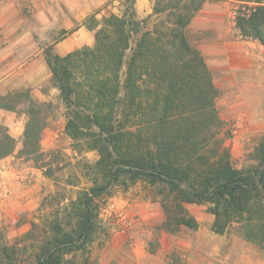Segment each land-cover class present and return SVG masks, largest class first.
I'll use <instances>...</instances> for the list:
<instances>
[{"label": "trees", "instance_id": "1", "mask_svg": "<svg viewBox=\"0 0 264 264\" xmlns=\"http://www.w3.org/2000/svg\"><path fill=\"white\" fill-rule=\"evenodd\" d=\"M218 1L154 0L152 14L138 19L135 0H121V16L111 14L101 23L96 14L84 19L82 26L94 32L91 48L63 57L44 50L51 83L65 109L66 135L78 148L98 155L86 165L95 185L73 202L67 214L76 220L73 229L66 232L54 222L53 235L37 245L1 246L0 264H96L87 257L67 258L90 243L98 217L94 199L116 183L138 180L165 187L168 196L184 203L209 204L213 233L234 228L264 253V135L255 164L235 168L216 107L219 91L187 34L203 7ZM234 2V36L264 47V0ZM20 106L27 117L21 156L39 162V139L52 104L35 101L29 90L0 97L2 110L15 112ZM15 145L0 127V160L12 155ZM51 171L45 175L51 177ZM163 208L171 219L174 213L177 225L197 228L193 218L180 215L179 204ZM169 224L167 220L163 227L168 230Z\"/></svg>", "mask_w": 264, "mask_h": 264}, {"label": "rangeland", "instance_id": "2", "mask_svg": "<svg viewBox=\"0 0 264 264\" xmlns=\"http://www.w3.org/2000/svg\"><path fill=\"white\" fill-rule=\"evenodd\" d=\"M234 1L207 3L196 17L202 19L206 13L228 17ZM153 4L154 0H135V9H140L137 18H148ZM122 12L121 0H0V97L29 90L35 101L52 104L39 139V162L21 156L24 106L15 112L0 109V127L16 144L14 153L0 160V247L37 245L53 235L54 222L66 232L74 228L76 220L67 214L73 202L95 185L86 165L94 164L98 155L78 148L66 135L65 109L51 83L44 50L63 57L91 48L94 32L82 26L84 19L96 14L101 23ZM187 34L219 91L216 107L225 123L224 144L232 164L237 169L250 167L264 135V47L232 34L228 52L208 58L200 49L213 46L210 35L189 29ZM49 168L51 177L45 175ZM94 203L98 217L90 243L84 252H72L67 258L87 257L96 264H264V253L234 228L223 235L211 231L214 217L209 204L184 203L176 195L168 196L165 187L143 180L116 183ZM167 204H179L180 215L193 218L197 228L177 225L174 213L171 219L163 208ZM167 220L168 230L163 227Z\"/></svg>", "mask_w": 264, "mask_h": 264}, {"label": "crops", "instance_id": "3", "mask_svg": "<svg viewBox=\"0 0 264 264\" xmlns=\"http://www.w3.org/2000/svg\"><path fill=\"white\" fill-rule=\"evenodd\" d=\"M140 12V9H136ZM202 19L200 17H195L191 24L189 25V30H194L195 32L204 33L210 35L209 42L213 46H208L200 49L202 54L208 58L217 57L228 52V46L232 43L229 39L234 32L231 29L230 16L219 15L212 16L210 13L203 14Z\"/></svg>", "mask_w": 264, "mask_h": 264}]
</instances>
